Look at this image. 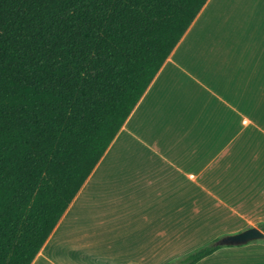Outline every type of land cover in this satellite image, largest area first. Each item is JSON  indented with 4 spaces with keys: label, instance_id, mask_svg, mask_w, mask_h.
I'll return each instance as SVG.
<instances>
[{
    "label": "crops",
    "instance_id": "obj_1",
    "mask_svg": "<svg viewBox=\"0 0 264 264\" xmlns=\"http://www.w3.org/2000/svg\"><path fill=\"white\" fill-rule=\"evenodd\" d=\"M262 222L264 0H208L31 264H169Z\"/></svg>",
    "mask_w": 264,
    "mask_h": 264
},
{
    "label": "trees",
    "instance_id": "obj_2",
    "mask_svg": "<svg viewBox=\"0 0 264 264\" xmlns=\"http://www.w3.org/2000/svg\"><path fill=\"white\" fill-rule=\"evenodd\" d=\"M207 1L0 0V264L33 262Z\"/></svg>",
    "mask_w": 264,
    "mask_h": 264
},
{
    "label": "water",
    "instance_id": "obj_3",
    "mask_svg": "<svg viewBox=\"0 0 264 264\" xmlns=\"http://www.w3.org/2000/svg\"><path fill=\"white\" fill-rule=\"evenodd\" d=\"M264 239V231L258 226H251L237 233L228 234L215 241V245L236 246L254 240Z\"/></svg>",
    "mask_w": 264,
    "mask_h": 264
}]
</instances>
